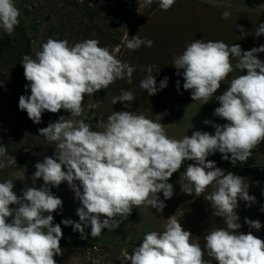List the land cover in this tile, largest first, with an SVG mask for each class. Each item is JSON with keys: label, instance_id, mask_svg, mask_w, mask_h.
<instances>
[{"label": "clouds", "instance_id": "1", "mask_svg": "<svg viewBox=\"0 0 264 264\" xmlns=\"http://www.w3.org/2000/svg\"><path fill=\"white\" fill-rule=\"evenodd\" d=\"M158 2L167 11L175 0ZM212 2L213 6H220L215 0ZM152 3L153 0H142L141 6ZM230 15L224 11L222 18ZM19 17L15 0H0V28L11 35ZM255 35H264V23L259 24ZM153 43L137 35L125 41L129 50L142 45L151 48ZM262 52L264 45L244 51L239 44L228 46L223 41L203 39L186 45L172 65L177 75L183 69V89L191 90L193 101L205 104L214 97L221 82L234 71L233 58L235 69L241 73L246 70V74L232 78L227 90L215 96L219 106L214 115L227 123L213 124L214 134L198 130L179 140L169 138L161 122L131 111H113L106 121L97 123L102 131L92 130L84 119H76L84 111L85 96L107 89L117 79L126 78L131 83L135 71L108 48L100 47L98 40L86 39L69 46L67 40L49 38L35 59L24 55L21 64L29 82L25 88H30L31 94L19 97V109L36 124L41 123L45 111L55 114L63 109L70 117L60 116L39 129L40 136L55 144V151L54 156H45L35 164L31 186L25 184L18 196L13 190V179L0 182V264H56L54 257L61 254L63 232L60 224H53L52 213L62 209L63 201L52 193V187L66 181L82 205L77 209L80 222L64 219L61 223L71 225L82 238H86L85 227L90 225V234L96 238L105 228H118L121 218H127L133 207L150 206L162 211L165 203L157 194L162 192L164 200L172 198L173 184L168 181L185 160L194 163L183 172L181 191L200 197L213 186L204 199L211 202L213 215L223 218L225 224L204 237L209 259H204L199 238L193 242L192 233L184 230L180 220L172 215L165 219L162 232L144 235L142 243L125 256L124 264H212L213 260L217 264H264V240L251 231H238L242 227L236 211L238 201L251 206L256 198L249 195L243 177L225 172L207 159L219 152L233 165L237 161L244 163L264 141V61L257 57ZM146 71L148 75L140 87L149 96L167 87L168 77L160 81L158 88L153 66ZM134 100L133 92L121 90L112 104L127 102L124 107L129 108V102ZM89 107L98 108L99 104ZM14 165L16 158L0 144V169ZM13 175L16 180H25V173L20 170ZM38 179L43 181L39 187L35 184ZM102 216L106 218L101 220ZM244 223L250 229L262 227L259 220L245 218Z\"/></svg>", "mask_w": 264, "mask_h": 264}, {"label": "rangeland", "instance_id": "2", "mask_svg": "<svg viewBox=\"0 0 264 264\" xmlns=\"http://www.w3.org/2000/svg\"><path fill=\"white\" fill-rule=\"evenodd\" d=\"M215 2L220 6H213L212 0H175L172 7L165 11L160 8L158 0H153L146 7L141 6L142 0H15L20 10L18 26L11 35L0 28V37L5 42V51L0 57V144L8 148L9 155L16 158V165L0 169V182L13 179V190L18 196L25 184L31 186L35 164L42 162L45 156H54L55 151V144H49L40 136L39 129L47 127L60 116L70 117V113L63 109L55 114L45 111L41 123L36 124L18 107L19 97L31 94L30 88H25L29 82L24 77L22 58L29 55L35 59L36 53L49 38L67 40L69 46L86 39H96L100 47L108 48L118 60L135 69L131 83L126 78L117 79L107 89L85 96L84 111L76 119H84L91 124L92 130L102 131L97 123L102 119L106 121L113 111H131L164 124L169 138L179 140L198 130L214 134L213 124L227 123L214 115V109L219 106L215 96L223 94L230 80L246 74V70L241 73L235 69L236 60L233 58L234 71L221 82L214 97L203 104V101L192 100L191 90L183 89V69L177 75L172 65L174 58L182 54L186 45L195 39L223 41L228 46L239 44L244 51L264 45V35H255L256 28L264 23V0ZM224 11L231 13L227 19L222 18ZM136 35L151 39L154 41L153 46L149 48L142 45L137 50H129L125 41ZM257 57L264 61V52L258 53ZM150 65L153 66L158 88L160 81L168 77L167 87L151 96L140 87ZM121 90H129L135 96V100L129 102V108L124 107L127 102L112 104L113 97L119 96ZM95 103L99 104L98 108L89 107ZM206 120L213 123L206 124ZM263 143L252 150V155L244 165L264 163V156L257 152ZM207 159L215 161L217 167L225 170L221 153L210 154ZM192 163L194 161L185 160L169 179L174 192L171 199L164 200L162 192L157 194L165 203L162 211L150 206L133 207L127 218H121L118 228H105L96 238L90 234V225L85 227L86 238H82L79 232L73 231L71 225L61 223L62 239L73 240L84 246H60L61 254L54 257L56 264H93L94 261H99V264H124L125 256L142 243L144 235L150 231L162 232L165 219L172 215H176L184 230L192 233L193 242L199 238L201 248L205 251L204 259H209L204 248V237L209 231L224 227L225 224L223 218L213 215L211 202L204 199L213 191V186H209L200 197L181 191L180 183L185 182L182 179L183 172ZM17 170L25 173V180H16L13 173ZM244 181L248 184L249 195L254 196L256 202L248 206L247 202L238 201L236 211L242 225L238 231L245 234L251 231L264 240V211H261L264 208V184L249 179ZM76 183L79 184L78 181ZM35 184L41 186L42 179L36 180ZM51 191L63 201L62 209L52 213L53 224L58 219L80 222L77 209L82 205L67 182L52 187ZM105 218L102 216L101 220ZM245 218L259 220L261 229H250L244 223ZM212 264L217 262L213 260Z\"/></svg>", "mask_w": 264, "mask_h": 264}, {"label": "trees", "instance_id": "3", "mask_svg": "<svg viewBox=\"0 0 264 264\" xmlns=\"http://www.w3.org/2000/svg\"><path fill=\"white\" fill-rule=\"evenodd\" d=\"M5 51V42L0 37V57ZM257 152L264 156V143L257 149ZM230 156V154H229ZM224 167L226 172L230 171L237 174L244 179H249L258 184H264V163L246 166L244 163L237 161L235 165L231 163V160H224ZM56 224H61V219H58ZM60 246L68 248H80L84 245L73 241L61 239Z\"/></svg>", "mask_w": 264, "mask_h": 264}]
</instances>
